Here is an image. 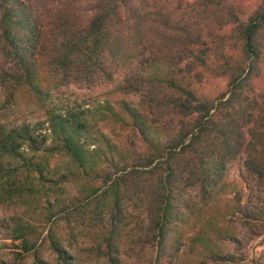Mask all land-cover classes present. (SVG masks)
<instances>
[{
    "label": "trees",
    "instance_id": "1",
    "mask_svg": "<svg viewBox=\"0 0 264 264\" xmlns=\"http://www.w3.org/2000/svg\"><path fill=\"white\" fill-rule=\"evenodd\" d=\"M246 7L247 0H0V86L9 99L23 86L43 99L40 68L48 67L61 81L76 76L88 84L127 70L117 113L130 119L143 151L114 162L105 179L116 183L124 177L120 172L140 167L160 176L163 192L145 243L154 248L156 261L170 254V237L179 216L194 205V193L204 204L212 201L234 164H241L260 194L242 219L264 220V0L241 23L240 46L248 63L228 73V88L217 97L201 95L198 87L213 70L209 49L216 38L210 36L222 25L219 18L241 22ZM50 121L63 149L86 169L75 140L80 126L57 111L50 112ZM161 121L172 125L163 140ZM0 148L13 152L7 139L0 140ZM26 228H18L16 238L29 250ZM49 237L53 252L67 262L60 240ZM197 240L191 236L188 243ZM103 247L110 264H118L116 235L105 236Z\"/></svg>",
    "mask_w": 264,
    "mask_h": 264
},
{
    "label": "rangeland",
    "instance_id": "2",
    "mask_svg": "<svg viewBox=\"0 0 264 264\" xmlns=\"http://www.w3.org/2000/svg\"><path fill=\"white\" fill-rule=\"evenodd\" d=\"M260 2L247 0L241 22L229 15L219 18L223 23L210 36L216 38L209 49L213 70L198 81L201 95H220L228 88V73L240 72L248 63L240 46V27ZM126 71L88 84L76 76L64 82L48 67L40 68L43 99L24 86L9 99L0 86V140L13 146V152L0 148V264H110L102 249L105 236L113 234L118 239V264H262L264 233L255 234L264 232V220L242 219L260 194L239 163L230 166L212 201L204 204L194 193V205L179 216L170 237V254L155 260L154 248L145 243L150 238L149 219L163 192L160 176L140 167L120 172L124 177L116 183L105 179L114 162L143 151L130 119H120L117 113L122 98L118 88ZM134 101L140 103V98ZM51 111L80 126L75 140L84 152L86 169L56 138ZM171 126L161 121L159 138H166ZM7 171L9 181H14L11 187L6 184ZM115 198L122 208L119 214ZM23 227L32 244L29 250L16 238ZM50 233L67 251V262L53 252ZM191 236L198 240L189 244ZM199 238L208 244L206 249ZM213 254L220 257L214 259Z\"/></svg>",
    "mask_w": 264,
    "mask_h": 264
}]
</instances>
